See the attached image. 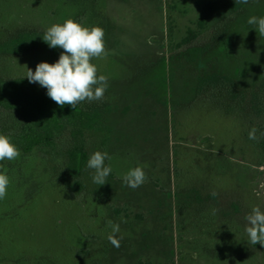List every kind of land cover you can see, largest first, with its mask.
I'll use <instances>...</instances> for the list:
<instances>
[{"label": "rangeland", "instance_id": "rangeland-1", "mask_svg": "<svg viewBox=\"0 0 264 264\" xmlns=\"http://www.w3.org/2000/svg\"><path fill=\"white\" fill-rule=\"evenodd\" d=\"M251 16H264V0H0V42L69 18L105 30L108 55L93 63L109 87L81 104L107 111L87 146L112 168L96 191L89 169L73 192L63 156L7 164L0 264H264L244 220L264 211V148L248 138L264 119V37ZM58 58L1 54L0 78ZM211 74L228 81L200 92ZM14 125L0 114V128ZM137 166L148 179L133 190L122 178ZM108 221L120 225L118 249Z\"/></svg>", "mask_w": 264, "mask_h": 264}, {"label": "clouds", "instance_id": "clouds-1", "mask_svg": "<svg viewBox=\"0 0 264 264\" xmlns=\"http://www.w3.org/2000/svg\"><path fill=\"white\" fill-rule=\"evenodd\" d=\"M258 2V0H256ZM235 3L248 4L249 0H235ZM247 24L253 26L260 37H264V16H251ZM42 39L50 48L62 49L59 58L54 63L40 62L35 71L27 68L26 78L30 83H38L47 90V96L59 107L65 105L76 109L85 101L91 103L102 101L109 87V77L98 74L99 68L93 63L97 59H105L108 55L105 30L100 26H85L74 19H65L63 23H54L46 29ZM258 129L253 127L248 138L259 141L264 139V131L257 136ZM21 155L20 149L11 139V135L0 133V162L15 161ZM111 160L108 152L95 151L87 160V169L92 170L93 183L104 185L111 174V165L105 161ZM125 186L135 190L148 179L142 167H134L123 176ZM10 178L0 163V200L8 194ZM215 195V193H213ZM245 231L251 245L264 246V211L259 206L253 207L244 217ZM112 229L108 236L109 242L115 248H120L121 240L116 237L120 225L108 221Z\"/></svg>", "mask_w": 264, "mask_h": 264}, {"label": "trees", "instance_id": "trees-1", "mask_svg": "<svg viewBox=\"0 0 264 264\" xmlns=\"http://www.w3.org/2000/svg\"><path fill=\"white\" fill-rule=\"evenodd\" d=\"M43 34L21 32L8 38L0 42V55L19 56L34 49H45L59 57L62 49L50 48L43 41ZM200 52L193 49L194 54ZM195 59L192 57V61ZM227 81L225 76L218 74L201 76L198 79V90L201 92L205 87L213 85L224 86ZM104 110L88 108L82 104H78L76 109L68 105L61 108L47 96V91L36 83H30L24 76L9 80L0 78V114H10L15 122L11 128H0V133L11 135L13 143L21 151L20 157L33 153L63 156L67 172L72 178L69 187L73 192L85 190L83 180L88 175L87 160L91 155L87 146L88 135L105 128L107 111ZM259 121L255 127L258 136L264 131V119ZM257 142L264 148V139L254 141ZM0 163L5 169L11 161ZM89 184L92 186L93 180ZM97 189L98 186H92V190ZM254 246L264 248L260 244Z\"/></svg>", "mask_w": 264, "mask_h": 264}]
</instances>
